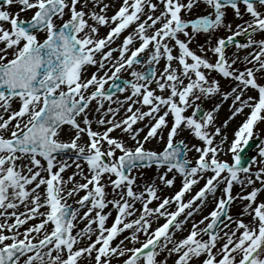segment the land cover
Masks as SVG:
<instances>
[{
	"label": "snow or ice",
	"instance_id": "6c2138e0",
	"mask_svg": "<svg viewBox=\"0 0 264 264\" xmlns=\"http://www.w3.org/2000/svg\"><path fill=\"white\" fill-rule=\"evenodd\" d=\"M200 4L122 0L109 16L114 4L104 0H0V264H168L173 256V264H264V163L244 159L264 122V0H203L211 11L186 19ZM200 33L203 55L190 47ZM142 64L145 71L136 70ZM213 72L228 80L227 90ZM217 97L211 110L202 107ZM229 100L230 115L217 125ZM237 116L244 119L229 142ZM185 131L201 143L177 139ZM153 140L163 147L147 148ZM221 153H231L232 162ZM153 166L162 171L135 190L133 171ZM177 175L179 190L160 196L156 180L172 187ZM234 184L241 187L236 195ZM210 197L212 210L194 220ZM237 200L242 208L233 216ZM178 232L187 235L176 238Z\"/></svg>",
	"mask_w": 264,
	"mask_h": 264
},
{
	"label": "bare ground",
	"instance_id": "6f19581e",
	"mask_svg": "<svg viewBox=\"0 0 264 264\" xmlns=\"http://www.w3.org/2000/svg\"><path fill=\"white\" fill-rule=\"evenodd\" d=\"M104 2L105 3H109V4H114V7H109V9L107 10V15H109V16H111V15H113L114 13H115V11H117L118 10V8H119V6H120V3L122 2V0H104ZM17 8H18V6H16V5H14L13 7H12V11H16L17 10ZM197 8V10H193L191 13H189V15H188V18H192V17H194L195 15H197V16H200V15H206V14H208L211 10L210 9H208L207 8V6L206 5H204L203 4V2H201V4H200V6H198V7H196ZM26 14H29V13H26ZM30 16V15H29ZM25 18H28V17H25ZM135 27V25H133V26H131L129 29H127L124 33H122L121 34V37L119 38V39H117L116 40V43L114 44V45H112L113 47H115L116 45H118V44H120L121 42H122V40H123V38L126 36V35H128L130 32H132L133 31V28ZM105 31V34H106V32L108 31V28L106 27V26H102L101 28H100V36H102V33ZM183 36H181V38H182ZM176 54H178V51H176V50H174V55H176ZM114 55H118V53H114ZM173 63L175 64V61H173ZM163 64H164V61L162 60L161 61V63H160V65H157L156 67L158 68V69H162V67H163ZM145 66V65H144ZM144 66L143 67H140L139 68V66L138 67H136V70H138V71H143L144 70ZM95 71V68H89L88 69V75H91V73L92 72H94ZM216 74L217 73H215V72H213V75H212V77H215L216 76ZM122 76L125 78V79H132V77L130 76V74H129V72H123L122 73ZM226 86V85H225ZM152 87L153 88H155L156 87V85H155V83H153L152 84ZM130 91V90H129ZM129 91H126V92H124V93H121L120 94V98L121 99H123V97L124 96H126V95H128L129 94ZM159 94V93H158ZM251 95H256V93H254V92H252V93H250ZM219 101V97L217 98V99H215V100H208V101H205V105H206V107H207V109L208 110H211V108L213 107V105L215 104V103H217ZM231 101L229 100L228 102H225L224 103V105L221 107V109H220V111H219V113L217 114V120H216V124L217 125H219L224 119H226L229 115H230V113H229V108H228V104L230 103ZM14 107H18V105H14ZM105 107H107V105H105ZM113 107H115V105H113ZM137 107H140V105H137ZM144 110H146V106H145V109ZM246 111H247V109H246ZM124 116V109H121V111H120V113H119V115L117 116V119H120L121 117H123ZM244 119V117L243 116H237L236 118H235V120H233L231 123H230V125H229V127H228V129H227V131H228V140H229V142H231L232 141V139H233V133H234V131L236 130V128L238 127V125L242 122V120ZM137 126H142V124H140V125H137ZM93 128L94 129H96L97 128V125L96 124H93ZM101 130H102V128H101ZM112 135L113 136H121V132H120V130H116L115 132H113L112 133ZM165 135H166V133H165ZM141 136H143V133H141ZM185 137H187L188 138V141H191L192 142V144H200L201 142L199 141V140H197V139H193L190 135H189V133L187 132V131H185V132H181L179 135H178V137H177V139H185ZM65 138H67V137H65ZM125 139H127V137L125 136L124 137ZM227 145H225V147H226ZM147 147L148 148H150V149H157V150H159V149H161L162 147H163V143L162 142H158V141H156V140H153V141H150L148 144H147ZM194 151V150H193ZM193 151H191V153L193 152ZM192 156V155H191ZM228 157H230V153L228 154V155H223V153H221V155H220V158L221 159H224V160H226ZM75 169H74V166H73V168H70V169H68L67 171H66V173H64V175L65 176H67V175H70L71 173H72V171H74ZM158 171H162V170H156V171H154L153 173H151V174H142V173H138V172H136L137 174L135 175L136 177H137V180H136V184L137 185H140V188L139 189H135V190H137V191H139V190H141L142 188H143V186L146 184V183H148V182H150V181H152L153 179H155V177H156V175H157V172ZM85 172H87V166L85 165ZM210 174V173H209ZM173 174L172 173H169V177H171ZM76 179L77 180H80V177L79 176H77L76 177ZM180 181L181 180V178L179 177V176H177L176 177V181ZM181 182V181H180ZM179 182V183H180ZM176 183V182H175ZM156 184L157 185H159L160 187H161V189H162V191H160L158 194L160 195V196H171L172 194H170V189H166V188H164L163 187V185H161V183H160V181L157 179L156 180ZM69 186H71V185H69ZM256 186H259V183H257V185ZM172 187H174V186H172ZM247 191H251V188L249 187L248 189H247ZM239 192H241V187L238 185H236L234 188H233V195H236L237 193H239ZM82 194H84L83 192H81ZM188 195V193L186 194V196ZM217 196H219L220 195V191L218 190L217 191V194H216ZM185 196V197H186ZM72 200H74V199H71V201ZM258 200H264V193H261L260 195H259V197H258ZM209 203H207L206 204V206L202 209V213H200V214H197L193 219L194 220H199L200 218H201V216L202 215H207L208 214V212L209 211H211L212 210V208H213V206H214V202L213 201H211V197L209 198ZM156 203H157V201H153L152 202V204L150 205L151 207H155L156 206ZM243 203H247L246 201H244ZM210 205H213L212 206V208L211 209H209L210 208ZM76 207H79V205H77L76 204ZM137 207L139 208L140 207V204L139 203H137ZM172 208L174 207V205H172L171 206ZM241 208H242V203H241V201H239V200H237L236 202H234L233 203V205H232V211H231V214L233 215V216H236L240 211H241ZM9 212H11L12 210L11 209H9L8 210ZM81 211V215H82V211H85V209H81L80 210ZM139 215V213H137V216ZM246 222L248 221V220H250L251 219V217H249L248 215H244L243 217H242ZM192 220H190L189 221V223L185 226L186 228H190L191 227V224H192ZM34 223H38V219L37 220H30L29 221V225L30 224H34ZM85 224H86V221H84V222H79L78 223V227L79 228H83L84 226H85ZM29 225H27V224H25L24 226H23V228H27ZM108 226H110V225H108ZM201 227H203V225H201ZM23 228H21V230H23ZM153 228H154V226H153ZM129 233L128 232H124L123 234H121V236H119V237H117V240L119 241L120 239H123V236H126V235H128ZM183 235H187V232H178L177 234H176V238H180L181 236H183ZM144 235L143 234H140V240L142 241L143 239H144ZM128 246L129 247H132L133 245L131 244V243H129L128 244ZM161 259L163 258V255L160 257ZM115 260V259H114Z\"/></svg>",
	"mask_w": 264,
	"mask_h": 264
},
{
	"label": "rangeland",
	"instance_id": "374dc122",
	"mask_svg": "<svg viewBox=\"0 0 264 264\" xmlns=\"http://www.w3.org/2000/svg\"><path fill=\"white\" fill-rule=\"evenodd\" d=\"M201 1H203V0H201ZM6 7L5 8H7L8 6L7 5H5ZM193 10H197V8L196 7H194V9ZM25 13H23V15H24ZM189 15V14H188ZM188 15L185 17L186 19H195V18H197L198 16L197 15H195L194 17H192V18H188ZM22 18H24V17H22ZM228 20H230V21H232L233 22V26H235V23H238L239 21H237V20H235V18L229 13V15H228ZM245 19H247V17H245ZM221 34V32L220 31H217L216 33H215V35H220ZM105 35V31L102 33V36H104ZM182 38H184V37H182ZM213 42H214V40H213ZM202 44H204L205 45V48H207V44H206V34H204V33H200V34H198L196 37H195V39L193 40V43L190 45V47L193 49V50H196L197 52H198V54H202L203 55V53H200L199 52V46L200 45H202ZM232 51V50H231ZM230 50H229V52H231ZM207 55L209 56V57H211L213 60L215 59V57L212 55V53L211 52H208L207 53ZM139 66V68L140 67H143L144 65L142 64V65H138ZM138 66H136V67H138ZM240 67H242V65H239ZM145 69H146V66H144V70L143 71H145ZM213 75V73H211V76ZM215 78L216 79H218V80H220V83H221V85H222V87L225 89V90H227L228 89V80H225V79H223V78H221L220 76H218L217 74H216V76H215ZM226 85V86H225ZM107 87V86H106ZM218 98V97H217ZM216 98V99H217ZM198 103H201V102H198ZM202 107L205 109V110H208L207 109V107H206V105H205V101L204 102H202ZM191 112H192V109H189L188 110V112L186 113V114H191ZM258 133V134H257ZM256 137H259V138H261L262 140H263V144L262 145H264V122H260L257 126H256V128L254 129V136H253V138H256ZM185 139L188 141V138L187 137H185ZM190 143H192L191 141H190ZM261 145V146H262ZM146 147H147V145H146ZM227 147V146H226ZM148 148V147H147ZM260 148L261 147H259L257 150H256V157H255V160L256 161H258V162H261V163H264V158H261L260 156H259V150H260ZM117 155H119V152L117 153ZM192 155V156H191ZM196 155H197V153H195V151H193L192 153L191 152H189L188 153V156H189V158H192V159H194L195 157H196ZM226 160H228L229 162H232V156H231V154H230V157H228ZM257 166H259L258 164H253L252 165V170L253 171H255L256 170V168H257ZM156 170H158L156 167H147V168H142V169H138V170H134L133 171V173H132V175H136L137 173L136 172H138V173H142V174H151V173H153L154 171H156ZM208 175H211V173L210 174H208ZM241 176H244V174L243 173H241L240 174ZM178 176V175H177ZM181 181V180H180ZM180 181H176V183L173 185L174 187H165V186H163L164 188H166V189H170V194H172V195H174L175 194V192L176 191H178L179 190V188L181 187V182ZM180 182V183H179ZM205 183V181L204 180H201L200 181V183L198 184V185H196V186H194L193 187V189H192V191L190 192V193H188V195L185 197V199H188L189 197H190V195H192V194H194L200 187H202L203 186V184ZM238 186V184H234V187L235 186ZM240 186V185H239ZM233 187V188H234ZM221 188H223V185H221ZM109 192H111V188L109 187L108 189H107ZM83 194L82 193H80V196H82ZM79 197H76V199H78ZM109 199H111V196H109ZM68 203L69 204H71L74 208H76V204H75V202H74V200H72L71 201V199H69L68 200ZM157 203H158V201H157ZM157 203H156V205H157ZM212 206L213 205H210V208L209 209H211L212 208ZM112 209V206L111 205H109V208L108 209H105V211L107 212V211H109V210H111ZM175 209V205H174V207L172 208V210H174ZM19 211H21V212H23L24 211V207H23V205H21L20 206V208H19ZM231 211H232V208H231ZM83 212L84 211H82V214H83ZM115 216H116V212L113 210L112 211V215L109 217V219H108V221H107V225H110V223L111 222H113V220H114V218H115ZM157 223H159V224H162V223H164V219L163 218H161L158 222H154L153 223V226H154V228L157 226ZM27 225H29V222H28V224ZM26 228V227H25ZM21 231H23V230H21ZM205 238H207V237H205ZM143 240H145V237H144V239ZM142 240V241H143ZM116 243H118V240L116 239V240H114L113 241V244H116ZM136 246H139V245H136ZM121 260L123 259V258H120ZM175 260V256H173V257H171L170 259H169V261H168V264H173V261ZM113 264H117V261L116 260H113Z\"/></svg>",
	"mask_w": 264,
	"mask_h": 264
},
{
	"label": "water",
	"instance_id": "95a60500",
	"mask_svg": "<svg viewBox=\"0 0 264 264\" xmlns=\"http://www.w3.org/2000/svg\"><path fill=\"white\" fill-rule=\"evenodd\" d=\"M259 143H253V144H250L249 146V149L246 150L245 152H251V150H253V148H255ZM253 159V154L250 156L249 159H245L246 162H250L251 160Z\"/></svg>",
	"mask_w": 264,
	"mask_h": 264
}]
</instances>
